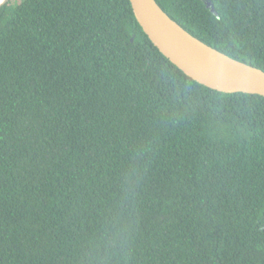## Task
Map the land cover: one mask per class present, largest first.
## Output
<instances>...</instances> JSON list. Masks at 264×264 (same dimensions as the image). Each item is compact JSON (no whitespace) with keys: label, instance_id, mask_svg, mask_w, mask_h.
<instances>
[{"label":"trees","instance_id":"trees-1","mask_svg":"<svg viewBox=\"0 0 264 264\" xmlns=\"http://www.w3.org/2000/svg\"><path fill=\"white\" fill-rule=\"evenodd\" d=\"M156 1L264 71V0ZM0 264H264V97L187 76L130 0H12Z\"/></svg>","mask_w":264,"mask_h":264},{"label":"water","instance_id":"water-1","mask_svg":"<svg viewBox=\"0 0 264 264\" xmlns=\"http://www.w3.org/2000/svg\"><path fill=\"white\" fill-rule=\"evenodd\" d=\"M12 0H0V10ZM134 15L154 46L187 76L225 94L264 97V71L207 45L173 20L156 0H130ZM205 5L218 16L212 0Z\"/></svg>","mask_w":264,"mask_h":264},{"label":"flooded vegetation","instance_id":"flooded-vegetation-1","mask_svg":"<svg viewBox=\"0 0 264 264\" xmlns=\"http://www.w3.org/2000/svg\"><path fill=\"white\" fill-rule=\"evenodd\" d=\"M203 1H204V3H205L206 0H203Z\"/></svg>","mask_w":264,"mask_h":264},{"label":"rangeland","instance_id":"rangeland-1","mask_svg":"<svg viewBox=\"0 0 264 264\" xmlns=\"http://www.w3.org/2000/svg\"><path fill=\"white\" fill-rule=\"evenodd\" d=\"M21 2L23 1V0H20Z\"/></svg>","mask_w":264,"mask_h":264}]
</instances>
